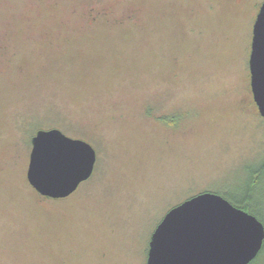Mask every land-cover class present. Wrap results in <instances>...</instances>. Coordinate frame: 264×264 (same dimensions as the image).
I'll list each match as a JSON object with an SVG mask.
<instances>
[{"label": "rangeland", "instance_id": "rangeland-1", "mask_svg": "<svg viewBox=\"0 0 264 264\" xmlns=\"http://www.w3.org/2000/svg\"><path fill=\"white\" fill-rule=\"evenodd\" d=\"M262 2L0 0V264H147L164 215L204 191L248 196L264 223ZM51 128L97 153L61 199L27 179Z\"/></svg>", "mask_w": 264, "mask_h": 264}, {"label": "water", "instance_id": "water-1", "mask_svg": "<svg viewBox=\"0 0 264 264\" xmlns=\"http://www.w3.org/2000/svg\"><path fill=\"white\" fill-rule=\"evenodd\" d=\"M253 99L264 118V0L253 25L249 58ZM27 179L41 195L61 199L94 173L97 153L58 128L31 139ZM264 245V223L223 195L204 191L172 207L154 230L147 264H250Z\"/></svg>", "mask_w": 264, "mask_h": 264}, {"label": "trees", "instance_id": "trees-1", "mask_svg": "<svg viewBox=\"0 0 264 264\" xmlns=\"http://www.w3.org/2000/svg\"><path fill=\"white\" fill-rule=\"evenodd\" d=\"M219 194H221V195H223L225 198H227L230 202H232L235 206H237V207H240V208H243V209H247V207H249V204L246 202V200L248 199L249 200V198H248V196H246V195H244V196H242V197H240V198H237L236 196L234 197V196H232V195H227L226 193L225 194H223V193H220V192H218ZM251 211H253V210H251ZM248 212H250V211H248ZM254 212H255V210H254ZM252 213V212H250V213H252V214H254L255 215V213ZM257 213V212H256ZM258 217V216H257ZM259 218V217H258ZM261 220V219H260ZM262 221V220H261ZM264 251V245H263V248H262V250L260 251V253H259V255L262 253ZM258 255V256H259ZM257 256V257H258ZM256 257V258H257ZM255 258V259H256Z\"/></svg>", "mask_w": 264, "mask_h": 264}, {"label": "flooded vegetation", "instance_id": "flooded-vegetation-1", "mask_svg": "<svg viewBox=\"0 0 264 264\" xmlns=\"http://www.w3.org/2000/svg\"><path fill=\"white\" fill-rule=\"evenodd\" d=\"M69 197V196H68ZM259 255V254H258Z\"/></svg>", "mask_w": 264, "mask_h": 264}]
</instances>
